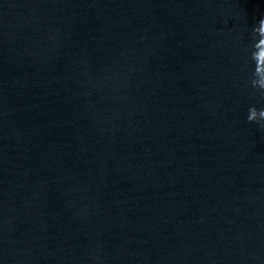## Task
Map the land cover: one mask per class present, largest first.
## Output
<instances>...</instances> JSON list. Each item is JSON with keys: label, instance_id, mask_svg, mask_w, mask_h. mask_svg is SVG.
Masks as SVG:
<instances>
[{"label": "water", "instance_id": "1", "mask_svg": "<svg viewBox=\"0 0 264 264\" xmlns=\"http://www.w3.org/2000/svg\"><path fill=\"white\" fill-rule=\"evenodd\" d=\"M261 19L0 0V264H264Z\"/></svg>", "mask_w": 264, "mask_h": 264}, {"label": "clouds", "instance_id": "2", "mask_svg": "<svg viewBox=\"0 0 264 264\" xmlns=\"http://www.w3.org/2000/svg\"><path fill=\"white\" fill-rule=\"evenodd\" d=\"M260 27L264 28V19L259 21ZM256 33V28L254 29ZM255 48L257 49L252 58L256 62V69H255V79L252 81V86L254 88H258L264 93V52H261L256 45ZM248 122H256L259 127L264 129V109L257 110L254 106L249 109V114L247 116Z\"/></svg>", "mask_w": 264, "mask_h": 264}]
</instances>
